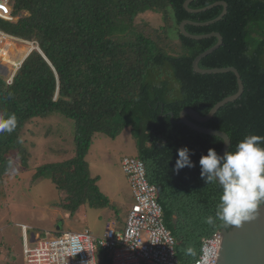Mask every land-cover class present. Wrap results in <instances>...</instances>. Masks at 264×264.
<instances>
[{
  "label": "trees",
  "instance_id": "16d2710c",
  "mask_svg": "<svg viewBox=\"0 0 264 264\" xmlns=\"http://www.w3.org/2000/svg\"><path fill=\"white\" fill-rule=\"evenodd\" d=\"M184 1L9 0L15 19L0 17V31L39 48L22 60L11 83L0 74V112L17 118L16 130L0 135V185L14 168V153L26 165L27 149L21 136L25 125L58 113L73 121V155L37 166L31 179L49 178L58 191L67 194L63 205L71 212L84 202L95 208L107 206L109 200L95 184L97 177L90 176L85 154L98 135L115 138L129 128L137 152L126 155L144 163L147 179L157 189L179 264L197 258L203 238L225 229L219 222L205 223V217L215 214L221 189L218 184H204L198 163L209 148L218 153L223 140L179 123V113L190 107L206 115L238 89L233 72L200 74L193 70L195 57L217 38L182 35L179 24L183 20L193 22L185 25L190 34L218 32L223 38L198 66L235 67L244 86L239 98L199 124L225 131L231 139L228 151H235L245 136H264V0L191 1L188 6L193 10L217 1L226 3L224 16L209 24L202 23L218 17L223 5L189 12ZM146 10L159 14L164 22L155 35L145 36L133 24ZM169 28L175 34L169 36ZM167 39L177 41L176 48L163 45ZM2 45L5 60L13 66L29 47L12 38ZM182 147L190 150L195 166L177 173L173 169L177 149ZM188 247L194 254L186 252ZM99 253L108 254L98 249L102 261Z\"/></svg>",
  "mask_w": 264,
  "mask_h": 264
},
{
  "label": "rangeland",
  "instance_id": "374dc122",
  "mask_svg": "<svg viewBox=\"0 0 264 264\" xmlns=\"http://www.w3.org/2000/svg\"><path fill=\"white\" fill-rule=\"evenodd\" d=\"M133 24L146 36L148 34L155 35L154 31L158 27L160 28L164 22L159 14L146 10L136 16ZM168 32L169 36L175 34L172 28H169ZM31 43L35 45L33 42ZM28 45V49L32 47L30 43ZM163 45L173 49L178 44L177 41L171 42L170 39H167L163 40ZM18 48L22 49L23 45ZM0 63L7 70L2 75L7 79V82L11 81L13 69L17 64L12 66L5 61H0ZM21 136L25 140L27 149L26 165L24 166L17 154L14 153L12 155L15 163L14 168L10 174L4 177L3 184L0 185L3 193V197L1 196L0 199V264H24L21 223L51 230L46 216L45 220H42L43 215H47L49 219L59 216L56 211L49 208L50 204H54L53 207L60 206L68 209L63 205L68 201L67 194L58 191L49 178L42 177L32 180L31 177L37 166L67 159L73 155V121L58 113L35 118L25 125ZM136 152V144L131 136V131L129 128H125L115 138L98 135L85 154L90 176L97 177L96 185L104 195L113 197V207L110 208L116 211L120 222L124 219L131 204L127 179L120 168V158L126 154L135 155ZM114 191H116V195H114ZM87 208L89 217L94 218L95 229L97 230L100 224V229H102L105 213L100 209ZM97 213L102 217H96ZM60 225L65 230H78L79 228V223L66 217L62 219ZM31 231L29 230L30 234Z\"/></svg>",
  "mask_w": 264,
  "mask_h": 264
},
{
  "label": "built area",
  "instance_id": "2783aa9c",
  "mask_svg": "<svg viewBox=\"0 0 264 264\" xmlns=\"http://www.w3.org/2000/svg\"><path fill=\"white\" fill-rule=\"evenodd\" d=\"M0 17L15 19L8 0H0ZM7 38L11 37L0 31V61L5 62L2 41ZM120 165L132 193L124 226H109L101 237L83 229L41 237L33 244L24 238V264H107L98 260V249L110 253L109 264H179L175 238L164 224L157 189L148 181L144 163L126 155ZM21 226L25 232L26 225ZM220 242L219 231L203 238L199 255L189 264H215Z\"/></svg>",
  "mask_w": 264,
  "mask_h": 264
},
{
  "label": "clouds",
  "instance_id": "9594fccd",
  "mask_svg": "<svg viewBox=\"0 0 264 264\" xmlns=\"http://www.w3.org/2000/svg\"><path fill=\"white\" fill-rule=\"evenodd\" d=\"M16 127L15 114L0 112V135L11 134ZM262 143L264 136L249 135L236 145L235 151L219 155L209 148L207 154L200 157V178L205 185L218 184L221 189L215 214L205 217V223L216 225L219 222V227L225 229L239 227L253 220L259 208L264 206V147L260 146ZM177 156L173 171L178 173L185 167L195 166L187 147L177 149ZM186 252L192 255L194 249L188 247Z\"/></svg>",
  "mask_w": 264,
  "mask_h": 264
},
{
  "label": "water",
  "instance_id": "95a60500",
  "mask_svg": "<svg viewBox=\"0 0 264 264\" xmlns=\"http://www.w3.org/2000/svg\"><path fill=\"white\" fill-rule=\"evenodd\" d=\"M191 1L193 0H185L183 3L184 8L189 12H200L215 5H219V4L223 5V10L218 17L202 24H209L219 20L224 16V14L227 11V5L224 1H217L211 5L196 10L189 8L188 5ZM189 23L192 24L193 22L190 20H183L179 24V31L182 35L191 39H201L208 36H214L217 38V42L212 47L208 48L207 50L203 51L202 53H200L195 57L192 63L193 70L200 74L233 72L236 76L238 89L235 93L223 98L222 100L218 101L215 105H213V107L208 111L206 115H200L196 110L190 107L183 108L179 113V118L177 121L179 123L185 124L186 126L200 133L220 137L223 140V144L218 154L223 155L225 152L229 150L230 147L231 139L229 135L225 131L206 127L200 125L199 123L208 121L224 104L239 98L244 90L243 82L241 80L239 72L235 67L228 66V67L203 69L198 66L199 61L204 56L213 52L223 43V38L221 34L218 32H211L209 34H199V35L190 34L185 30V25ZM19 41L27 42L32 45L28 53L32 49L39 50L37 46L33 45L29 41H24V40H19ZM24 58L25 56L16 65L17 68ZM16 67L14 68V70H16ZM5 72H7L6 67L3 66L2 63H0V74H4ZM171 119H172V114H171ZM227 140L229 141V143H227ZM219 234L221 235V242L219 245L215 264H264V206H261L259 208L253 220L245 222L239 227H231L228 230L222 229L221 231H219Z\"/></svg>",
  "mask_w": 264,
  "mask_h": 264
},
{
  "label": "crops",
  "instance_id": "0c3cea01",
  "mask_svg": "<svg viewBox=\"0 0 264 264\" xmlns=\"http://www.w3.org/2000/svg\"><path fill=\"white\" fill-rule=\"evenodd\" d=\"M18 44H20V43H18ZM126 182H127V187H128L130 198H131V204H132V193H131L128 181H126ZM114 195H116V191H114ZM107 198L109 200V203H108L107 206H103V207L100 206L98 208H95V207L90 206L89 203L84 202V203H81L80 205H78L77 208L74 211H72V212L69 209H64L63 207H60V206L53 207L54 204H50L49 208H52L54 212L56 211L59 216L55 217V218L53 217L52 219H49L47 217V215H43L42 220H45L44 218L46 216V218H47V220L49 222V226L51 227V230L50 229H41V228L36 227V226H29V224L21 223L20 224V228L22 230V235H23L22 236V248H23V244H24V238H26V240H27V242L29 244H33L41 237L52 236V235L54 236V235H57V234L61 233L62 231H81L83 229H88L89 232L91 234H93L94 236L101 237V236L104 235V233L106 232V230H107V228L109 226H113V227H115L117 229H121L124 226L125 219H126V214H125L124 219L122 220V222H120L118 216L116 215V211H113L110 208V207H113V204H112V200H113L112 198L113 197L112 198L107 197ZM131 204H130V206H131ZM87 207H91L94 210L100 209V210H102L105 213L104 220L102 221V224H103L102 225V229H100V225L101 224L99 225L97 230L95 229L94 218H90L89 217V213H88V208ZM95 216L99 217V218L102 217V215L98 214V213L95 214ZM64 217L69 218V219H74L75 222L79 223L78 230H70V229L65 230L60 225L62 223V219H64ZM21 225H26L25 232L23 231ZM29 230H32L31 234H30ZM99 254L101 256H103L102 257L103 261L99 260L100 262L107 263V264L111 263L110 253H108V254L106 253V255H104L105 253H103V254L99 253ZM22 258H23V263H24L23 253H22Z\"/></svg>",
  "mask_w": 264,
  "mask_h": 264
},
{
  "label": "bare ground",
  "instance_id": "6f19581e",
  "mask_svg": "<svg viewBox=\"0 0 264 264\" xmlns=\"http://www.w3.org/2000/svg\"><path fill=\"white\" fill-rule=\"evenodd\" d=\"M24 46V45H23ZM31 48V47H30ZM30 48L28 49V50H26V52L24 53V55L20 58V60L28 53V51L30 50ZM19 53H17L16 55H15V57H14V62H15V60H16V58H18L19 57V55H18ZM19 60V61H20ZM19 61H17L16 62V64H18L19 63ZM15 64V65H16ZM10 65H12L13 66V64L12 63H10Z\"/></svg>",
  "mask_w": 264,
  "mask_h": 264
}]
</instances>
